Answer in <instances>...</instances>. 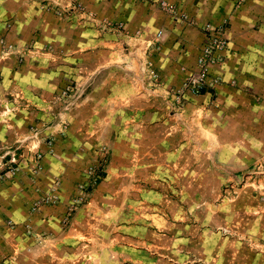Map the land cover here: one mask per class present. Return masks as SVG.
Wrapping results in <instances>:
<instances>
[{"label":"crops","instance_id":"0c3cea01","mask_svg":"<svg viewBox=\"0 0 264 264\" xmlns=\"http://www.w3.org/2000/svg\"><path fill=\"white\" fill-rule=\"evenodd\" d=\"M52 1L0 0V169L27 158L0 182V264H264V0H160L196 24L159 0H79L124 33L65 21ZM206 24L225 26L222 84L180 106ZM54 187L60 203L32 212Z\"/></svg>","mask_w":264,"mask_h":264},{"label":"built area","instance_id":"2783aa9c","mask_svg":"<svg viewBox=\"0 0 264 264\" xmlns=\"http://www.w3.org/2000/svg\"><path fill=\"white\" fill-rule=\"evenodd\" d=\"M163 9H167L168 5L163 2ZM48 10H54L56 15L64 19L65 21H70L73 18H79L78 22L91 25L94 28H98L102 32H112V33H124L125 25L122 22H116L109 19H101L98 14L87 9V6L84 2L79 0H53L51 3L47 4ZM84 17V18H80ZM185 20H188L186 15H182ZM205 31V45L202 49V52L197 60L195 69L191 72V75L188 76L187 80L184 83V87L178 90L176 100L180 106L183 103V97L185 91H190L195 94H200L204 90L210 88L214 89L215 87L222 84V79L219 77L212 76L211 68L216 65L220 59H218L217 54L226 50L229 46V41L225 36V26L214 28L211 25H206L203 27ZM163 32L160 31L157 34V38H161ZM150 47H154L152 44ZM37 49L30 47L27 52H32V54H37ZM44 54L57 55L59 52L52 45H46L40 49ZM26 52V51H25ZM23 58V57H22ZM153 82L157 83L158 76L153 72ZM36 133L33 137H35ZM32 138V137H31ZM28 141V139H27ZM28 157H32L33 160H29V164H32V169L30 171L33 175H38L42 171L41 162L44 158V153L42 149L38 147H31L28 149ZM27 158L22 160L18 159L16 155H12L9 161L10 169L7 170V176L12 177L17 175L18 172L22 171L21 169L24 165V161ZM93 169V168H92ZM2 178V173L0 169V180ZM84 197H77L70 211L73 212L76 210L75 206L83 202ZM60 203V197L57 195V188H52L48 193H45L38 198L32 207V212L37 213L40 211V208L46 205H58ZM9 225H14L13 222H10Z\"/></svg>","mask_w":264,"mask_h":264},{"label":"rangeland","instance_id":"374dc122","mask_svg":"<svg viewBox=\"0 0 264 264\" xmlns=\"http://www.w3.org/2000/svg\"><path fill=\"white\" fill-rule=\"evenodd\" d=\"M154 2H156L159 6H160V8L162 9V10H164V11H166L167 13H169L172 17H174V19H176V20H180V22H184V21H186V22H189V23H193V24H196L195 23V21H194V19L191 17V16H189V15H186V14H184V13H179V12H177L176 11V9H175V7H176V5H174V4H170V3H168L167 1H154ZM163 2H165L167 5H168V8L167 9H163V7H162V3ZM182 15H186L187 16V18H188V20H185V18H183L182 17ZM206 25H208V24H206ZM206 25H204L203 27H205ZM210 25V24H209ZM212 26V25H211ZM204 30V29H203ZM160 31H162L163 32V35H162V37L165 35V33H164V31L163 30H160ZM159 31V32H160ZM158 32V33H159ZM162 37L161 38H157L156 37V39L153 41V45H154V47H151V48H154L155 50H160L161 49V39H162ZM203 47H204V45H203ZM203 49V48H202ZM202 52V51H201ZM200 56V55H199ZM199 58V57H198ZM155 84H157V83H155ZM93 165V169H89V174H88V176L90 177L89 178V181L90 182H92V185H95L96 184V181L99 179V176L100 175H102V169H100V164H98V161L95 163V164H92ZM29 171H30V169H28ZM31 172V171H30ZM1 173H2V178H1V180L5 177V178H9L8 176H7V170L6 169H1ZM18 174H19V172H18ZM31 174H32V172H31ZM33 175V174H32ZM31 175V176H32ZM17 175H14V176H12L11 177V179L12 178H15ZM1 180H0V182H1ZM91 185V184H90ZM49 191H43V194H45V193H48ZM75 197H84V199L86 200V198H89L88 197V191H84V193H79L77 196H75ZM38 199H35L34 200V202L32 203V207H33V205H34V203L37 201ZM73 204V203H72ZM72 204H70V205H68L67 206V218H68V220L70 219L71 220V217H72V215L76 212V210H74L73 212H71L70 211V208L72 207ZM84 203H81V204H77L76 206H75V208L77 209L79 206L81 207L82 205H83ZM51 206H57V205H46V206H43V207H41L40 208V211H42V209L43 208H47V207H51ZM31 207V208H32ZM40 211H38V212H40ZM10 222H13V221H10ZM10 222H8V226H10V227H15V226H17V224L16 223H14V225L12 226V225H9V223ZM67 224V221H65V225ZM28 230H31V228L29 227V226H25Z\"/></svg>","mask_w":264,"mask_h":264}]
</instances>
